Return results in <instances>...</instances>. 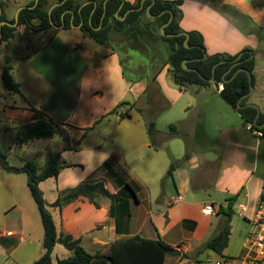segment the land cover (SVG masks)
<instances>
[{
    "label": "crops",
    "instance_id": "obj_1",
    "mask_svg": "<svg viewBox=\"0 0 264 264\" xmlns=\"http://www.w3.org/2000/svg\"><path fill=\"white\" fill-rule=\"evenodd\" d=\"M2 1L5 2L7 17L12 18L20 6L27 5L32 0L27 3H22V0ZM262 4L255 0H184L181 6L183 17L180 21L183 29L202 33L209 54H235L247 46L255 49L256 83L248 102L258 105V98L254 94L258 88L264 87V80L261 83L258 80V50L264 44V36L259 33V28L264 27ZM19 31V46L24 47L25 51L17 52L13 56L20 67L13 63L12 72L20 84L21 92H10L3 85L1 69L5 64L4 57V62L0 64V128L5 123L12 127L11 121L33 120L35 107L47 112L56 121L71 124L75 130L80 131L78 137L71 134L60 136L64 138L60 147H52L50 142H46L53 141V137L34 139L23 146L13 144L9 150L8 157L12 153H20L24 148L34 150L31 155L20 157L22 164L30 157H35L38 164L36 156L41 154L47 158L49 151H60L65 162L77 164L75 167L62 168L58 177H50L40 183L41 187L45 185L43 189L52 192L53 197L47 198L48 203H53L60 192L82 181L102 179L101 174H108L102 164L109 158L114 160L116 168L122 173L119 151L122 146L126 147V143H130L127 146V156L131 165L128 167L134 174H163V166L159 170L158 153L165 144V138H180L183 141L182 149L185 150L183 158L177 161L179 164L173 170L176 194L168 202L157 198L156 211H147L153 227L149 235H143L141 224L144 201L131 200V217L121 226V231H118L116 218L110 215V200L106 197L98 199L99 210L106 216L91 215L81 220L88 223L86 237L81 229L75 228L79 225L78 220H71L70 212L65 210L73 201L62 208L51 206L59 233H69L80 238L82 245L92 253L107 251L115 240L135 234L152 239L160 235L182 253L190 254L189 257L169 255L164 264H189L192 257L197 258L203 251L208 250L198 252V248L219 230L224 218L219 213L220 206L227 204L230 195L240 192L235 208L239 203L240 214L248 224L242 229V239L237 250L234 253L227 252L228 243L220 255L238 257L244 254L246 237L252 229L248 219L254 215L256 206L264 195V138L259 130H251L250 124L245 126L243 121L238 125L227 123L223 128L216 126L214 130L218 134L210 132L207 126L208 116L202 109L210 105V100L223 98L220 91L223 83L219 86L215 84L219 93L205 90L214 83L209 86L190 85L180 89L173 81L169 65L157 66L156 60L149 65H140L135 60L132 70L136 72L139 66L142 68L151 65V77L145 79L146 74L141 69V75L138 74L140 77L132 79L124 74L120 59L121 55L132 57L131 51L124 46L125 42L119 40L114 43L111 40L108 45L98 44L85 36L81 27L73 26L68 30L59 28L55 32L45 33H27L23 27ZM60 31H76V34L60 36ZM1 46L6 48L5 42ZM26 54L30 56L26 59L20 58ZM152 86L157 88L155 93L151 92ZM140 99H144L143 105L138 103ZM163 100L171 106L182 100V117L175 122L178 133L172 135L169 131L167 136H158L156 124L154 142L152 143L148 126L147 138L138 143L137 128L125 122L133 119L131 110L123 108H135L141 113L148 111L153 114L155 106ZM259 108L264 113L261 106ZM198 110L200 114L197 113ZM86 127L90 129L77 149L63 148L67 142L72 144L79 138ZM66 129L69 127L66 126ZM97 131H101L103 140L110 139L112 144L103 147L102 141H99L85 145V139ZM40 139H44L41 140L44 142H39ZM187 153L189 157L185 159ZM42 169L39 167L40 171ZM16 175L20 174H0V189H5L8 201L5 206L0 205V236L16 241L15 245L9 247L0 243V264H30L34 260L30 251H23L33 243L32 219L28 213L33 212L36 215L35 206L28 195V177L25 187L22 186L24 191H19L22 194L19 195L20 187L16 182ZM118 189L116 186L110 190L116 192ZM79 199L89 201L87 198ZM210 202L214 203L216 214L204 212V206ZM214 224L216 230L212 232ZM61 245L63 244L55 245V262L71 254L70 250L64 245L62 248Z\"/></svg>",
    "mask_w": 264,
    "mask_h": 264
},
{
    "label": "trees",
    "instance_id": "obj_2",
    "mask_svg": "<svg viewBox=\"0 0 264 264\" xmlns=\"http://www.w3.org/2000/svg\"><path fill=\"white\" fill-rule=\"evenodd\" d=\"M85 2L88 3L84 4ZM183 2L184 0H107L105 7V0H39L36 6L29 7L35 3V0H32L21 9L16 25L8 23L1 25L0 45L5 42L7 47L10 46V41L19 33V27H24L27 33H45L55 32L60 26L69 29L73 27V24H82L81 30L84 35L101 45L110 44L113 31L131 32L134 37L143 36L147 38L146 40H149L151 36L158 35L169 45L170 53L165 64L169 65V72L178 88L183 89L190 85L209 86L212 83L219 86L220 83H223V88L220 90L223 98L238 110L245 126L250 124V129L259 130L261 137L264 138V126H259L264 123V113L261 111L258 114L259 106L248 102L250 95L248 94L250 92L249 72L252 74L253 85L256 83L255 49L247 46L235 54L225 52L209 54L202 33L198 30H185L181 26ZM54 4L50 13L49 10ZM0 8H2L0 23L2 21L15 23V16L7 17L5 2L2 0H0ZM144 16L147 17L146 26H142L141 23ZM171 16H173L172 20L164 27L167 35H164L161 28L170 20ZM183 32L189 34L190 47L185 45L186 34ZM131 45L133 48H138L134 42ZM29 56L30 54H26L20 58L26 59ZM126 56L128 57V55ZM120 59L124 74L129 76L125 64L126 58L121 55ZM12 61L13 55L6 52L1 78L6 90L17 93L21 92V88L13 75ZM185 61L186 63H184ZM236 61L239 62L234 65ZM217 63L215 74H213V66ZM185 64L189 67L188 69L184 67ZM235 73L236 75H234ZM212 77H214L213 81L210 80ZM33 111V120L16 122L12 127L6 126V129H14L12 144L4 145L0 142V167L9 172H26L28 174V186L42 218L45 252L33 264H164L169 255L189 257L188 252L182 253L162 239L160 235L156 239H152L135 234L115 240L107 251L92 253L82 245L80 238H75L69 233H59L49 205L62 208L79 198H87L99 207L98 199L106 197L110 200V215L116 218L117 230L121 231V226L132 214L131 200L138 202L139 197L133 185L116 168L114 160L109 158L103 162L102 167L117 183L119 189L116 192H112L103 180L82 181L76 186L60 192L53 203H48L40 183L50 177H58L62 168L73 164L65 162L60 151H49L41 171L35 157L26 159L22 166H15L9 163V150L13 144L23 146L34 139L66 136V126L72 127V125L56 121L50 114L39 108L33 107ZM89 129V127L84 128V132L79 138L75 139L72 144L66 143L63 148L77 149ZM155 131L156 122L151 120L149 134L152 143ZM169 131L172 135L178 133V126L175 122L169 124ZM188 157L187 153L184 158ZM178 164L179 162L171 163L167 176L172 177L173 170ZM239 193L230 195L227 198V204L220 206L219 213L224 216L223 222L219 230L198 248V252L203 249H212L223 254L230 240L232 218ZM0 243L9 247L15 245L16 241L0 236ZM57 243L63 244L71 251V254L55 262L53 251Z\"/></svg>",
    "mask_w": 264,
    "mask_h": 264
},
{
    "label": "rangeland",
    "instance_id": "obj_3",
    "mask_svg": "<svg viewBox=\"0 0 264 264\" xmlns=\"http://www.w3.org/2000/svg\"><path fill=\"white\" fill-rule=\"evenodd\" d=\"M22 3H27L29 0H22ZM257 2H262L264 6V0H255ZM21 7V6H20ZM147 22V17L144 16L142 20V26H146ZM23 27H19V29H22ZM68 30V29H67ZM259 33L264 36V27L259 28ZM20 32V31H19ZM22 32V31H21ZM69 31H60V36H71L73 33L76 31H73V33H68ZM155 33V32H154ZM20 34V33H19ZM76 34V33H75ZM138 36V35H137ZM262 36V37H263ZM147 38H144L143 36L139 37H134V35L131 32H117L113 31L111 33V40L112 42L116 43L119 40L125 42L124 46L127 48L129 51H131L132 57H127L124 55V58H126L125 64L127 68L128 75L132 79H137L138 74L141 75V69L144 70L143 73L146 74L145 79L150 78V71H151V65L148 67H138V71L134 72L132 70V66L136 60L140 65H144L143 63L150 64L153 60L158 61V64H165L168 60V56L170 53V48L167 42H164L161 40L158 35H155L154 37L151 36L149 40H146ZM136 43L138 48H133L131 45L132 43ZM25 49L24 47L19 46V38L18 35H16L11 41H10V46L0 47V64L4 62V57L6 52H10L13 56H15L17 52H24ZM258 80L261 83L264 80V44L261 45V48L258 50ZM151 60V61H150ZM13 63H16V66L19 65L18 61H14ZM20 67V65H19ZM140 77V76H139ZM194 86V85H193ZM151 92L157 91L156 87H151ZM205 90H213L215 93H219L217 86L213 84L210 87H206ZM151 94V93H150ZM187 95L189 93H186ZM184 95L185 97L187 95ZM152 96V94H151ZM254 97L258 98L259 107L264 111V87L263 88H258L257 91L254 94ZM144 99H140L138 103L144 104L143 103ZM157 103V102H156ZM182 100L176 103L175 105H168L166 101L160 102L157 106H155V112L153 114L148 113H141L137 109H130L129 107H125L123 109L131 110V115L133 119L130 121L126 120V123H129L133 125L136 130V140L138 143L142 141V139L147 138V128L149 126V120L155 119L156 124H157V135L158 136H167L169 134V124L171 122H176L178 118L182 117V112H180V107ZM201 108V107H200ZM203 112L208 116L207 121H208V129L210 132L218 134V131L214 130L216 126H221V128L225 127L227 123L230 125L235 124H241L243 119L241 118L239 112L230 104L228 103L224 98L222 97H217L214 100H210V105H206L203 107ZM200 114L201 112L198 110L197 112ZM107 122V121H104ZM11 123L14 124L16 123L11 121ZM124 123V124H126ZM9 124V122H8ZM7 124L5 123L2 125L0 130L8 131V132H0V142L3 143L4 145H10L12 144L13 136H14V129L8 128L6 129ZM9 126V125H8ZM71 132V133H70ZM66 136L74 135L75 137H78L80 134V131L75 130L73 127H69L67 132L65 133ZM103 134L101 135V131H97L93 133L90 137L85 139V145L93 144V143H98L99 141H102V146L103 147H108L112 144L110 139H104L103 140ZM159 138V137H158ZM44 139L38 140L39 142H44L41 141ZM165 144L161 146L159 150V170L161 169V166H163V174H160L159 176L156 174H134L131 172L130 168L128 165H131V161L128 159L127 156V146L130 145V143L126 147L122 146L121 151H119V157L122 161V173L121 174L127 181H129L133 187L135 188L138 197L140 200L144 201L143 202V211L141 214V224L143 225V235H149L148 233L153 230L152 224L150 222V218H148L147 211L152 209V211H156V206H157V198L159 200L163 198L167 202L170 200L171 196L176 194V189H175V184H174V179L170 176H167V171L171 165L172 162H177L178 160L183 158L184 155V149H182V144L183 141L180 138H165ZM64 141L63 137L56 136L53 138V141H46L50 142V145L52 147H60V144H62ZM67 143H70L67 142ZM144 149V148H143ZM42 150V149H40ZM145 150V149H144ZM32 148H24L21 150L20 153H12L9 157V163L11 165H20L22 164V158L24 155H31L33 153ZM37 157L39 167L42 169L46 158H44V155L39 154ZM32 158V157H30ZM75 159H77V155H75ZM76 163L78 161H75ZM128 162V163H127ZM130 163V164H129ZM72 164V163H71ZM23 165V164H22ZM77 166V164H74ZM72 165L73 167H75ZM78 169V168H77ZM76 169V170H77ZM84 173V172H83ZM0 174H20L16 175L18 180L16 181L18 184V187H20L19 191H24V188L22 190V186L25 187L26 184V178L28 177V174L26 172L22 173H15V172H10L6 171L4 168L0 167ZM79 175H85V174H79ZM103 177L100 180H103L104 183L108 188L113 190L117 185V183L114 181L113 177L108 173V174H101ZM176 181V180H175ZM177 182V181H176ZM16 184V187H17ZM45 186V185H43ZM43 186L41 187L43 192H45L44 195L45 198H50L52 196V192H47V190ZM26 190V188H25ZM164 191V194H163ZM19 195H22L21 192H19ZM28 195L32 201V204L35 206V212L36 215H33V212H29L28 215L31 216V228L33 229V243L29 245V247H25V251L23 252H29L31 254V258L33 262H30V264H33L35 260H37L39 257L43 255L45 252L44 244H43V239H44V227L42 223V218L40 215V211L38 209V206L34 200V198L31 195V192L28 190ZM100 197L99 199H101ZM6 191L5 189H0V205L5 206L8 201H6ZM106 200V199H104ZM51 205H49V208ZM28 210H30L28 208ZM65 210L70 212V219L73 221L78 220L79 225H76L75 228L81 229V233L86 237L88 235L86 227L88 223L86 221H81L82 219L88 218L89 216L93 215L96 217H104V213H102L99 210V207H97L94 203L90 201H82L81 199H77L73 201V204L67 207ZM241 208L239 206V203L236 205L235 208V213L233 215V221H232V232L230 236V242L229 246L226 248L227 252L234 253L238 246L239 243L241 242V236H242V229L247 225L248 223L244 219V217L240 214ZM143 218V219H142ZM219 227V226H218ZM212 232L216 230V225L214 224L213 227L211 228ZM62 248L63 245H61ZM223 257L215 252L214 250H205L201 253L200 256L197 258L192 257V261L189 264H217V260H221ZM20 264H23L22 262Z\"/></svg>",
    "mask_w": 264,
    "mask_h": 264
},
{
    "label": "built area",
    "instance_id": "obj_4",
    "mask_svg": "<svg viewBox=\"0 0 264 264\" xmlns=\"http://www.w3.org/2000/svg\"><path fill=\"white\" fill-rule=\"evenodd\" d=\"M244 209V207L242 206ZM204 212L216 214L217 210L213 202L204 206ZM252 225L246 242L245 252L238 257H229L217 260V264H264V198L256 206L254 215L248 219Z\"/></svg>",
    "mask_w": 264,
    "mask_h": 264
},
{
    "label": "water",
    "instance_id": "obj_5",
    "mask_svg": "<svg viewBox=\"0 0 264 264\" xmlns=\"http://www.w3.org/2000/svg\"><path fill=\"white\" fill-rule=\"evenodd\" d=\"M39 2V0H35V3L33 4V5H31V6H29V7H34V6H36L37 5V3ZM86 3H88V2H85L84 4H86ZM106 3H107V0H105V7H106ZM83 4V5H84ZM26 5H24V6H21V7H19L18 8V10H17V12H16V14H15V18H16V21H15V23H10V22H8V21H2L1 23H0V27H1V25L2 24H6V23H8V24H11V25H16L17 24V22H18V20H19V13H20V11H21V9L23 8V7H25ZM55 6V4L50 8V10H49V12L51 13V10H52V8ZM2 12V8H0V13ZM172 18H173V16H171V18H170V20L166 23V24H164V26H162V34H164V35H167V33H165V30H164V27L172 20ZM81 25L82 24H79V25H75V24H73V26H75V27H81ZM60 28H62V26H60ZM184 34H186V39H185V45L187 46V47H190V45H189V43H188V38H189V34L187 33V32H183ZM168 35H173V34H168ZM1 37V36H0ZM206 56V55H205ZM239 61H236L235 63H234V65L235 64H237ZM184 63H186V61L184 62ZM218 65V63L217 64H215L214 66H213V74H215V69H216V66ZM184 67L186 68V69H188L189 67L185 64L184 65ZM237 73V72H236ZM236 73L234 74V75H236ZM249 78H250V92L248 93V94H251L253 91H254V85H253V83H252V74L249 72ZM211 81H213L214 80V77H212L211 79H210ZM244 97V96H243ZM242 97V98H243ZM252 104H254V103H252ZM256 105V104H255ZM261 111L259 110V112H258V114L260 113ZM260 127H262V126H264V123H262V124H260L259 125Z\"/></svg>",
    "mask_w": 264,
    "mask_h": 264
}]
</instances>
